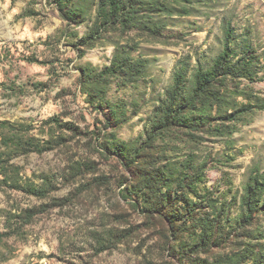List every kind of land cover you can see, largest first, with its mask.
I'll return each mask as SVG.
<instances>
[{"label": "rangeland", "instance_id": "1", "mask_svg": "<svg viewBox=\"0 0 264 264\" xmlns=\"http://www.w3.org/2000/svg\"><path fill=\"white\" fill-rule=\"evenodd\" d=\"M106 1L0 0V264H264V0H130L126 30L104 24ZM227 40L231 63L247 57L199 127L148 141L177 80L183 101ZM116 53L142 74L87 80Z\"/></svg>", "mask_w": 264, "mask_h": 264}, {"label": "trees", "instance_id": "2", "mask_svg": "<svg viewBox=\"0 0 264 264\" xmlns=\"http://www.w3.org/2000/svg\"><path fill=\"white\" fill-rule=\"evenodd\" d=\"M129 1L130 0H127L126 3H124L125 6H123L124 4H122L121 0H107L106 2H104L103 6L107 7L106 13L103 14L104 24L113 23V25H115L116 27H120L122 30L128 29L131 24V19H129L130 16L127 14L130 6L126 4L129 3ZM226 36L227 39L230 38V31L228 29H226ZM228 40L224 44L221 53L214 60L211 68L207 70H203V68L200 69L201 71L195 77V84L192 87L191 93H189L183 101L179 100L178 95V93L180 92L179 88L183 87V81L177 80V85L174 86L172 91L169 93V97L166 99V104L163 111L161 112L158 126L151 129L148 141L151 140V138H155L152 134L157 132V128L159 126L169 129L170 127L175 125L181 126L185 122L188 123L187 125H195L201 123V119L205 118L203 116V104L205 105L204 98L210 94L208 89H212L211 84H213L216 77H219L220 75H222L224 78L228 76H236V68L240 67V60H245V58L247 57L246 55L245 58L244 56H240L239 60L231 63L230 58L233 57V54H235V52L230 47L231 44L228 42ZM130 58L131 56H129V54L116 53L109 66H106L105 69L96 72L94 75H91L87 70L88 72H85V77L89 81L93 79L104 80L106 78H109L110 76H120L122 79L126 77H129L130 79H137V77H139L143 72L144 64L143 62H141V60L131 62ZM130 63L132 64L130 65ZM245 69L246 68L244 67V70ZM178 77H181V75L178 74ZM103 97V95L100 96L101 103L104 102ZM193 127L196 128L199 126L195 125ZM143 147L144 146L142 145L141 147H139V149L136 150L134 158L128 163L129 165H131V163L133 164L136 158L141 155ZM156 177L157 175L155 176V171L153 169L147 171L146 173H142L140 176L141 181L145 182L146 185H149V189H152L153 193L154 191H156V188L150 185H154L156 183ZM254 192V188H252L249 184L246 189V196L243 200L245 213L243 218L241 219V222H245L247 224L254 219L255 206L259 205L260 203V200L255 198ZM153 193L152 197L154 198V200H151L152 205H164L167 207H173V202L175 200H180L179 196L177 195L171 199V197L168 195L159 196L158 194L153 195ZM189 213L192 212L190 211ZM167 215L169 216L168 218H170L171 221L175 222L177 217H179V212L175 209H172L167 212ZM195 220L196 219L192 220L193 223L195 222ZM211 234L212 233H209L208 235ZM203 237L201 241H203Z\"/></svg>", "mask_w": 264, "mask_h": 264}]
</instances>
